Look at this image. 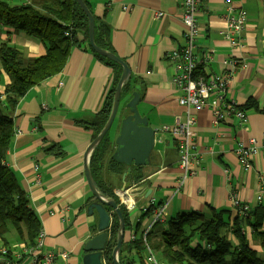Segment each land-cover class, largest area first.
I'll return each instance as SVG.
<instances>
[{
	"label": "crops",
	"instance_id": "crops-1",
	"mask_svg": "<svg viewBox=\"0 0 264 264\" xmlns=\"http://www.w3.org/2000/svg\"><path fill=\"white\" fill-rule=\"evenodd\" d=\"M7 1L20 5L38 0ZM83 1L108 26L110 50L129 66L131 79L143 83L138 110L157 129L156 146L161 147L160 151L155 146L140 181L136 183L128 176L123 183L109 162L119 131L117 119L107 135L104 167L93 179L98 192L103 188L101 182L105 183L119 204L116 191L123 186L128 190L134 208L128 210L122 205L131 223L125 230V242L131 232L139 236L148 226L143 210L151 206L160 208L161 222L152 229L157 234L171 218L189 212L210 214L209 208L225 210L224 218L231 221L239 214L233 209L232 193L250 211L264 209V190L259 179L264 178V156H256L251 170L243 172L235 155L238 143L249 145L252 138H264V0H233L235 14L244 12L247 18L241 32L242 48H232L223 39L228 15L222 0H200L198 4L196 21L200 33L191 47L192 57L202 63L196 73L207 79L223 74L225 69L234 70L225 100L245 110L248 121L245 126H239L235 118L215 124L209 107L193 110L200 169L181 188L177 186L180 170L176 144L162 127L171 126L177 116L183 117L187 112L178 104L179 93L171 80L175 64L172 60L181 62L180 55L173 59L172 54H179L187 41L182 0ZM78 38L82 40V35ZM0 41H9L27 58L41 57L46 52L38 38L1 25ZM114 71L85 45L73 47L63 69L29 89L14 108V133L5 165L15 174L40 223L45 250L67 251L73 264H82L84 243L98 234L96 215L85 212L86 203L93 197L85 180L84 153L94 135L85 125L97 117L108 101ZM8 83L7 75L1 72L0 94ZM250 100L255 106L245 107ZM124 113L122 110L117 115L122 117ZM260 193L262 198L257 203ZM245 234L250 247L264 256V249L249 227ZM27 241L24 229L19 235L14 226L8 225L0 235V248L18 251L31 245ZM54 264L63 263L57 260Z\"/></svg>",
	"mask_w": 264,
	"mask_h": 264
},
{
	"label": "trees",
	"instance_id": "trees-1",
	"mask_svg": "<svg viewBox=\"0 0 264 264\" xmlns=\"http://www.w3.org/2000/svg\"><path fill=\"white\" fill-rule=\"evenodd\" d=\"M93 14L92 7L87 5ZM0 25L13 32H23L38 38L45 47V54L37 58H27L9 41H0V76L7 75L9 83L5 86L0 99V235L6 232L7 226H14L19 235L23 229L27 243L32 244L40 228V223L29 207L28 198L16 180L15 174L5 165L7 148L14 133L13 114L19 99L34 86L59 73L65 66L73 47L85 45L91 53L114 68L110 97L99 111L97 117L86 123V129H92L93 139L101 131L110 114L113 92L121 67L106 58L94 53L88 44V20L76 0H38L30 4L12 5L7 0H0ZM109 28L94 16L95 44L112 52L109 43ZM82 35V40L78 35ZM113 53V52H112ZM117 69V72H116ZM143 83L129 76L121 91V100L125 103L134 90L142 91ZM142 94V92H141ZM255 106L250 100L245 107ZM106 135L93 149L89 158L92 176L98 178L103 154L108 140ZM110 160V159H109ZM115 174L121 176L126 168L112 160ZM143 167H132L129 177L134 182L140 181L144 174ZM100 190L106 197L118 200L112 195L105 183L101 182ZM109 190V191H107ZM106 193L108 195H106ZM149 207L144 212L148 220L153 212ZM124 218L125 230L130 221L125 210L120 206ZM225 210L209 208L210 214L189 212L171 218L161 232H152L161 220L154 223L142 239L122 243L118 254L120 264H146L145 256L152 250L161 264H264V256L254 251L248 242L245 229L249 227L264 249V209L257 207L246 214H236L228 221L224 218ZM139 225V224H138ZM118 221L113 219L111 225V243L105 257L106 264H112L111 250L115 244ZM152 232V233H151ZM145 254V255H144Z\"/></svg>",
	"mask_w": 264,
	"mask_h": 264
},
{
	"label": "built area",
	"instance_id": "built-area-1",
	"mask_svg": "<svg viewBox=\"0 0 264 264\" xmlns=\"http://www.w3.org/2000/svg\"><path fill=\"white\" fill-rule=\"evenodd\" d=\"M229 8V17L226 20V27L223 33V39L226 43L232 45V48L243 47V37L241 32L244 29L245 14L240 12L235 14L231 9L232 0H223ZM200 0H182L183 15L182 22L186 27V45L179 51V54L174 52L173 59L178 55L181 57V62L174 64L172 85L176 92L179 93L178 104L184 107L187 112L183 117L177 116L171 126L162 127V131L170 135L175 141L176 150L178 153V167L180 176L177 180L178 188H181L188 178L195 177L200 169V156L195 151V119L192 116L193 110L201 111L209 107L212 113L213 122L216 124L229 119H237L239 126H245L248 121V116L245 110L240 109L225 100V95L229 89V81L232 71L225 72L221 75H215L210 78H204L196 73L198 65L202 63L196 62V58L191 55V47L195 39L199 36L200 28L198 27L196 16L198 4ZM123 7V10H127ZM162 14H159L161 16ZM227 64V62H225ZM150 71L147 73L149 74ZM0 95V99H2ZM213 98L210 104L209 100ZM235 155L239 167L243 172H249L252 168L253 160L256 156H264V138L250 139L249 145L238 143L235 149ZM36 170V169H34ZM225 173L227 171L225 170ZM261 181V189L264 190V178H259ZM38 182V179H36ZM116 196L120 200V204L124 205L128 210H132L134 205L131 202L130 195L127 189L116 191ZM232 206L239 215L246 214L250 211L248 205L240 203L235 193L231 194ZM261 193L256 197L257 203L261 201ZM148 226L141 232L144 240L146 234L150 231L151 226L159 221L160 208L153 209ZM146 212V209L143 210ZM136 235L133 232L128 236L129 240H134ZM45 234L42 229L38 231L35 242L31 245H26L22 249L16 251L8 248H0V264H54L60 260L63 264H73L72 255L67 251H46L45 250ZM146 264H161L152 250L147 251L145 256Z\"/></svg>",
	"mask_w": 264,
	"mask_h": 264
},
{
	"label": "water",
	"instance_id": "water-1",
	"mask_svg": "<svg viewBox=\"0 0 264 264\" xmlns=\"http://www.w3.org/2000/svg\"><path fill=\"white\" fill-rule=\"evenodd\" d=\"M76 2L88 20V44L92 51L121 67V73L113 92L112 106L108 119L84 153L83 168L85 180L93 197L86 203L85 212L89 216L96 215V230L98 234L84 243L82 248L84 252L82 264H106L105 257L111 243L110 230L113 219H117L118 221V230L115 244L111 250L110 259L112 264H120L118 254L122 243L126 240L125 223L120 209L122 204L117 203L115 199L107 198L104 194L97 191L89 168L88 157L90 158L93 149L109 134L112 125L117 119L119 131L113 142L114 145L110 160L126 168L121 175L123 183H126V179L130 175L133 166L144 167L151 163L155 146L159 142L156 140L157 129L149 125L148 117L141 116L139 113L138 105L141 101L142 94L137 88H134L130 98L125 103H122L121 91L123 85L131 75L130 68L117 55L95 44L94 16L83 0H76ZM119 107L125 111L122 117L117 115L120 112ZM124 187L120 190L123 191Z\"/></svg>",
	"mask_w": 264,
	"mask_h": 264
},
{
	"label": "bare ground",
	"instance_id": "bare-ground-1",
	"mask_svg": "<svg viewBox=\"0 0 264 264\" xmlns=\"http://www.w3.org/2000/svg\"><path fill=\"white\" fill-rule=\"evenodd\" d=\"M222 2H223V0H222ZM223 4H224V6H225V10L227 11V18L230 16L229 14V8L225 5V3L223 2ZM231 9L233 10V12H232V14L233 13H235V9H234V6H233V0H232V4H231ZM244 13V12H243ZM245 14V13H244ZM226 18V19H227ZM246 22H247V18H246V15H245V22H244V28H245V26H246Z\"/></svg>",
	"mask_w": 264,
	"mask_h": 264
},
{
	"label": "rangeland",
	"instance_id": "rangeland-1",
	"mask_svg": "<svg viewBox=\"0 0 264 264\" xmlns=\"http://www.w3.org/2000/svg\"><path fill=\"white\" fill-rule=\"evenodd\" d=\"M119 110H120V114H121V112H122V108L121 107H119ZM156 149H158V150H160L161 151V147H158V146H156ZM137 235V234H136ZM139 236H137V238H138Z\"/></svg>",
	"mask_w": 264,
	"mask_h": 264
}]
</instances>
